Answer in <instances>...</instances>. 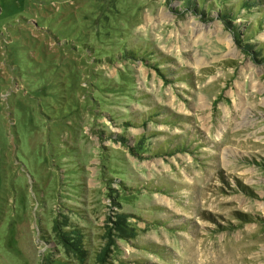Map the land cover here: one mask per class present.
I'll return each instance as SVG.
<instances>
[{
    "label": "rangeland",
    "instance_id": "obj_1",
    "mask_svg": "<svg viewBox=\"0 0 264 264\" xmlns=\"http://www.w3.org/2000/svg\"><path fill=\"white\" fill-rule=\"evenodd\" d=\"M0 264H264V0H0Z\"/></svg>",
    "mask_w": 264,
    "mask_h": 264
},
{
    "label": "trees",
    "instance_id": "obj_2",
    "mask_svg": "<svg viewBox=\"0 0 264 264\" xmlns=\"http://www.w3.org/2000/svg\"><path fill=\"white\" fill-rule=\"evenodd\" d=\"M222 12L225 14V13H226V10L223 9ZM224 14H223V15H224ZM239 186H240V188H245V186H243V185H241V184H239Z\"/></svg>",
    "mask_w": 264,
    "mask_h": 264
}]
</instances>
